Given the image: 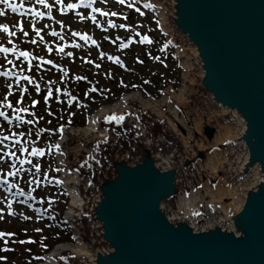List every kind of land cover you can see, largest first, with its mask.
<instances>
[{
  "label": "rangeland",
  "instance_id": "rangeland-1",
  "mask_svg": "<svg viewBox=\"0 0 264 264\" xmlns=\"http://www.w3.org/2000/svg\"><path fill=\"white\" fill-rule=\"evenodd\" d=\"M64 1L65 4H63L67 5V2L70 3L72 0ZM47 2H50L52 5L50 9L45 8L43 5L35 4L34 0H12L14 4L25 5V9H31V7H33L36 8V11L45 13V16L42 18L35 17L30 11L24 16H21L19 12L13 13L5 5H0V9L5 10V15L0 16V24H6L11 31L16 32V36L9 37L6 33L0 31V47L12 48L15 46L20 51L30 53L32 57H42L43 60H51L53 62L51 65L42 64L39 59H35L32 61V64L29 65L23 57L17 60L12 53H0V67L6 70L12 69L18 74L32 77L35 82L40 85V90L37 91L34 85H30L26 81H21V86L29 89L27 93H22L20 90L21 86L16 85L14 76L11 78L0 76V110L5 112L7 110V112L12 113V109L5 107V105L11 103L13 107H19L17 101H19L21 95H23V103L30 100H40L43 101L46 109L47 107L56 109L57 116L65 114L70 119H85L98 104H107L109 100L115 99L126 92L140 91L143 96L151 99H159L162 97L164 89L170 88L175 98V95L179 93L180 89L185 88V95L181 98H175L177 99L175 108L178 109L183 118L187 115L188 119L185 120V126L175 122L177 127L173 128L169 120L171 114L168 106H163L161 108V115H156L152 112H143L141 114V121L144 126L142 133L155 147V151L159 156L157 160L161 164H167L166 160L163 158L164 154H171L174 157L170 164H179L181 167L178 175V195L173 200L166 203V208L169 213L172 214H179L187 218L195 217L197 213L193 215H184L181 213L178 209V196L185 195L189 197L197 195L198 200L195 201V204L203 209L204 205L201 203L200 197L203 193L201 189L208 187L211 191H227V195L219 204L227 203L228 205L226 212H224L220 205L216 204V208L203 214L205 217L203 220H211L217 216H224V214L228 215L236 211L238 200L244 194L246 187L252 182V178L243 180L231 178L229 173L230 168L233 167L234 163L236 161L238 162L245 153L241 145L234 144L235 138L240 131V122L238 120H225L220 108L212 102L210 98L204 97L199 92L200 70L194 60L193 47L188 40L182 38L177 32L168 11H166L165 14L166 21H164L161 27L165 33V44L173 47V53H175V47H181L186 56V64L189 66L187 72V68L182 67L177 60L176 65L181 67V82L176 87L172 85L166 87L161 86L164 82L165 74L162 72L163 69L159 71L160 68L158 63L154 64L152 61L155 57H159L158 51L160 50L164 53L168 62H171L170 50L163 45V40L161 41L160 38L157 42L155 41L154 38L157 35L154 33L155 31L151 32L149 35L147 34V26H149L147 19L150 18V25L155 26L153 21L154 15L151 12H154V10L149 8L151 11H148V13L150 12L148 18L131 10L132 8L136 10L137 5L142 4V0H139L138 3H134L132 7H129L127 0L123 5L119 4L118 0H97L93 7L101 9V3L106 2H110L117 7V9L107 7L108 9L101 10L109 13H117L116 16L109 15L107 17L99 13H93L91 9H85L84 12H79L74 9L69 14H60L57 12L60 5L56 3V0H47ZM126 8L130 9V14L132 15L130 21L128 13L127 20L129 23L124 19L126 14L120 12V9L126 10ZM145 11L147 10L145 9ZM92 15H96L97 22L94 23L91 20ZM109 20L117 25L125 24L127 27H110L108 25ZM21 24H23L24 30L29 33L27 37L20 31ZM33 24L40 29V35L44 37L43 42L40 41L39 36H36L32 27ZM51 31L60 32L64 36V40L52 36L50 33ZM73 32L90 36L97 42L98 47L97 45L91 44L90 41L85 44L78 36H72ZM137 33L139 35H137ZM169 34L172 35V40H168ZM125 35H128V37L134 36L130 41L128 37L126 40L123 39ZM145 36H147L152 43H141L142 38ZM10 39L13 41L12 44L9 43ZM32 39H36L37 43L32 44L30 42ZM73 42L81 44L82 47H71ZM129 42H131V44ZM65 43L68 45L65 47V53L72 52L71 57L64 53H58L57 51V47L64 46ZM122 43L130 44V46L127 49L121 48L120 45ZM49 47L53 49L52 52H48ZM129 48H131V50ZM134 52L136 55H133L135 54ZM101 53L105 54L103 58H101ZM108 56L118 57L123 62V66L109 60ZM8 60H12L16 68L8 64ZM155 60L158 61L157 59ZM86 61H91L92 63H87ZM141 61L143 62L141 63ZM97 64L100 65L99 68L96 67ZM55 66L65 69L68 75L65 76L64 73L57 70ZM29 68H31V71L28 70ZM82 68L90 73H87L86 70H82ZM21 69L23 70L22 73L20 71ZM188 73L190 79L187 86H185L183 83L185 79L188 78ZM77 76L84 77L85 79L78 81L75 79ZM157 79H159V82ZM50 81H55V83L51 84L49 83ZM9 84L13 85L11 89L8 88ZM66 85H68L69 88H66ZM49 87L53 90V96L48 97L46 100ZM57 87L60 88V92H56ZM93 87L97 90L90 91ZM73 89L77 94H72V92H74ZM157 91H159L160 95L155 97L152 93ZM9 92H11L12 95L18 96L16 102L10 99ZM65 92L71 93L72 96L76 97L71 104H69L70 97L65 95ZM118 93H120V95ZM5 97H7V99H5ZM23 103L20 107H23ZM22 115L24 116V113ZM206 124L216 128L214 136L215 134L227 130L230 133V137L227 141H221L223 143L219 144L217 148L225 152H228L230 149L233 150L232 155L227 154V159L224 160L226 164L216 173L215 177L205 171L201 174H196L194 172L200 169V167H203L202 164H206L212 155V148L199 149L197 147L200 141H205L209 146H213L212 138H208L204 133ZM188 127L195 128L192 136H188L187 134ZM103 128L108 132L107 137H97L87 145H84V150H79L78 154H71L69 159L71 164H73V168L79 173L82 191L90 197L94 194V186L90 179L91 174L105 164V156L114 154L121 157L131 154L132 152V142L126 138L127 131L131 129V127H129L124 120L118 123L116 120L109 122L105 119ZM163 129H167L168 133ZM2 131L6 133H1ZM12 132H22L19 128V124H17V127H0V135H11ZM161 136L167 140V145L163 149H159L157 144ZM53 137H50V139H53ZM54 142L55 139L52 142L42 145L41 149L45 152V158L49 164V172L46 174L48 177L46 185L49 187V193L55 194V197L51 196V200L52 204H54L53 200L55 201L56 207V205L59 206L61 204L60 201L62 202L65 197L60 193H56L60 188L56 186L57 184L54 182V176L55 172H57V177L60 178L61 173L57 158L54 157ZM5 143L7 144L9 142L6 141ZM77 144V141L70 143L68 145L69 149L75 147ZM0 146L3 147V145ZM187 158H190L191 161L185 166L184 160ZM6 161L8 160H0L2 166L1 172L3 173V170H5V174L13 170L10 166H6ZM85 161H87V163H85ZM31 167L32 166L29 164L23 165L24 171H21L17 176L20 181L17 180L16 177H12L11 179H14V182L9 180V183L21 184V187H26V189H22L30 192L31 190L29 189L33 188L26 186L25 182L33 180V173L35 170L28 171ZM35 178H37V174ZM15 180L17 182H15ZM21 187L13 189V193L18 192ZM52 187L56 189H52ZM13 193L7 192L6 186L0 187V209H3V219H0V221L2 223H9L16 220L18 225L25 226L31 231L38 226H42L45 214L42 212L41 204L38 202L39 200L35 198L33 200H28L27 203H21V201H24L26 198L14 196ZM9 203L12 204L11 210L8 208ZM89 206L90 202L87 204L84 212H82V219L80 220L78 229L66 222L67 228L71 231L72 236L77 232L83 237L85 242H90L92 237V225L87 213ZM37 209L40 211L37 212ZM9 211L15 212L16 215H8ZM22 216H28L31 217V219L24 220L21 218ZM50 220L55 222L54 217H50ZM10 239L11 236L0 238V245H2V249H11L12 246L15 247L14 249L17 254L10 259L13 263L31 257L24 255V249L20 250L21 248L18 247L19 244H9L11 241ZM5 240H7V243L4 242ZM33 254H35V252H33ZM71 256L76 255L70 253L65 254L66 258ZM61 261V264H67L66 261Z\"/></svg>",
  "mask_w": 264,
  "mask_h": 264
},
{
  "label": "water",
  "instance_id": "water-1",
  "mask_svg": "<svg viewBox=\"0 0 264 264\" xmlns=\"http://www.w3.org/2000/svg\"><path fill=\"white\" fill-rule=\"evenodd\" d=\"M168 3L175 29L194 49L199 92L225 120L240 122L235 142L246 155L230 177L256 174L241 207L213 222L169 213L181 167L161 164L153 144L129 129L131 154L106 155L90 177L94 256L67 264H264V0ZM204 132L212 138L215 127Z\"/></svg>",
  "mask_w": 264,
  "mask_h": 264
},
{
  "label": "bare ground",
  "instance_id": "bare-ground-1",
  "mask_svg": "<svg viewBox=\"0 0 264 264\" xmlns=\"http://www.w3.org/2000/svg\"><path fill=\"white\" fill-rule=\"evenodd\" d=\"M164 19V18H163ZM164 22V21H163ZM186 59L184 60V65L187 68V72L189 70V66L186 64ZM187 77V76H186ZM189 73L188 78L185 79V82L183 85L187 86L189 83ZM185 88H181L179 93L175 95V98H181L185 95ZM174 98L173 92L170 90V88H166L163 91L162 97L159 99H151L149 97L143 96L139 91H131L124 93L120 98L117 100L108 103L103 104L99 106L97 109H95L89 118L87 119V122L85 125L82 126H61L63 128V132L61 133L59 131V136L56 138L54 142V150L55 155L59 164V168L61 171V177H62V183L64 188L67 190V192L71 195V203L68 207V212L66 213V218L73 220L75 216L78 218H81V210H82V197H81V190H80V177L79 173L73 168V164L70 162V156L71 154H78L79 150H84V145H87L91 141L95 140L97 137H107L108 132H106V129L103 128V122L104 120L111 116H123L124 122L131 127V130L138 131V133H142L143 129V123L141 121V114L143 112H152L156 115H161V108L163 106H168L169 111L171 114V117L169 120L171 121V125H173V128H176L175 122H178L182 126H185V120L188 119L187 115L185 118L180 115L179 111L176 106L177 99ZM133 127V128H132ZM178 129V128H177ZM168 133V130L163 129ZM195 128L188 127L187 128V134L188 136H192L193 131ZM150 133V132H149ZM143 135V133L141 134ZM144 136V135H143ZM142 136V137H143ZM230 137V133L226 130L220 132L219 134H215V136L212 138V144L213 146H209V144L205 141H200L197 144V147L199 149L204 148H212V155L209 158V161L206 164H202L203 167H200L197 171L194 172L196 174H201L203 171L206 173H210L212 176H216V173L222 169V167L226 164V161H224L227 156V154L232 155V149H230L228 152H225L223 150H219L217 147L219 144L223 143L221 141H227ZM77 141L78 144L69 149V144ZM167 140L161 136L160 139H158V147L159 149H163L166 147ZM59 144L60 148L57 150L55 148V145ZM235 145H240V142L236 141L234 142ZM208 145V146H207ZM245 153L238 160V162L234 163V166L230 168V176L235 177L234 171L237 164L241 163L245 158ZM156 156H158L156 152ZM173 157L171 154L167 155L164 154V159L166 160L167 164H164L165 166L170 165L171 161H173ZM212 160V161H211ZM238 164V165H239ZM256 172L255 169H252L247 176L243 178L238 179H249L254 178ZM230 179V178H229ZM201 191L203 192L201 197V203L204 205L203 209L199 208L200 206L195 204V201L198 200L197 195L192 196H185L181 195L179 198L178 203V209L181 211L184 215H197L195 217H190V219H198L199 217H203V214H206L208 211L216 208V204L218 205L223 198L227 195V191H211L210 188H202ZM243 200V195L238 200L237 209L241 207V203ZM201 204V205H202ZM220 207L226 212L227 203H221L219 204ZM202 207V206H201ZM206 210V211H205ZM225 216V214H224ZM222 216H217L215 218H212L209 221H215L218 218H221ZM189 218V217H188ZM76 224V223H75ZM76 239L74 242H64L56 247L52 248L48 253H46L43 257V259L38 262L37 264H61V260L66 259L65 254L70 253L72 255H77L76 257H79L81 254H92V249L88 247H85L82 244L81 238L76 234Z\"/></svg>",
  "mask_w": 264,
  "mask_h": 264
},
{
  "label": "snow or ice",
  "instance_id": "snow-or-ice-1",
  "mask_svg": "<svg viewBox=\"0 0 264 264\" xmlns=\"http://www.w3.org/2000/svg\"><path fill=\"white\" fill-rule=\"evenodd\" d=\"M129 7H132L134 3H138L139 0H127ZM35 4L38 5H43L45 8L50 9L52 7V5H50L47 0H34ZM57 4L62 3V0H56ZM96 3V0H79L78 4H68L67 5V9H77L80 8L81 6H83L84 8H89L92 10L93 13H99L102 16H116L117 13L116 12H106V11H101L100 8L98 7H93V5ZM118 3L123 5L126 3V0H118ZM0 5H5L8 9H10L13 13L19 12V14L21 16H24L27 12H31L32 14H34L35 17L37 18H42L45 13L40 12V11H36L35 8L32 9H25L23 4H14L12 3V0H0ZM145 8H154L153 4L150 3H145L144 4ZM136 12H140L139 8H136ZM141 15H143V13H140ZM5 15V10L4 9H0V16H4ZM125 19H127V17H125ZM91 20L95 23L97 22V17L96 15H92L91 16ZM108 25L110 27H119V28H125L127 27L125 24H115L113 23L111 20L108 21ZM36 36H39L40 41L43 42L44 37L40 35V29L37 28L35 26V24L32 25ZM0 31L6 33L9 37H14L16 36V32L15 31H11L9 29V27L6 24H0ZM20 31L22 32V34L27 37L29 35V33L27 31L24 30L23 24L20 25ZM51 35L54 37H59L60 40H64V36L57 31H52ZM137 35H139L137 33ZM72 36H78L81 40H83L85 42V44H87L89 41L91 42V44L93 45H97V42L95 40H93L90 36L88 35H81L78 32H73ZM32 44H36L37 40L36 39H32L30 41ZM9 43L12 44L13 41L10 39ZM141 43H152V41L147 37H143L141 40ZM67 43H65L64 46H58L57 47V51L58 53H64L65 55L71 57L72 56V52H67L65 53V47H67ZM71 47L74 48H80L82 47L81 44L79 43H75L73 42ZM98 47V45H97ZM121 48L127 49L129 47V45L127 43H122L120 45ZM53 49L51 47L48 48V52H52ZM0 53H4V54H8V53H12L13 55H15L16 59L19 60L21 57L24 58V60L27 61V63L29 65L32 64V61L35 59H39L40 62L42 64H49L51 65L53 62L51 60H43V58H37V57H32L30 53L25 52V51H20L18 50L17 47L13 46L12 48H8V47H0ZM101 58H103V56L105 55L104 53H101ZM109 60H112L114 63L116 64H120L121 66H123V62L118 58V57H112V56H108ZM155 59L159 60V57H155ZM8 64L12 65L13 68H16V65L13 63L12 60H8L7 61ZM87 63H92L91 61H86ZM142 63V61H141ZM57 67V70L61 71L64 73L65 76L68 75L67 71L63 68H60L59 66H55ZM97 68L100 67L99 64L96 65ZM29 71H31V68L28 69ZM22 73V69L20 70ZM0 76H4V77H15L16 80V85L17 86H21V81H26L28 84L30 85H34L36 90L39 91L40 90V85L38 83L35 82V80L32 77H29L27 75H22V74H18L17 72H14L12 69H8L5 71H0ZM76 80H82L85 79L84 77L81 76H77L75 77ZM49 83L54 84L55 81H50ZM13 87L12 84L8 85V88L11 89ZM20 90L22 93H27L29 91V89L27 87H20ZM97 89L95 87H93L92 89H90V91H96ZM56 92H60V88H56ZM12 93L9 92V95H11ZM65 95L70 97L69 100V104H71V102L73 100L76 99L75 96H72L71 93L65 92ZM53 96V90L51 87L48 88L47 91V97H52ZM5 99H7V97H5ZM23 103V95H21V98L19 101H17V104H22ZM38 103V101H33L32 104L33 106H35ZM5 107L7 108H11L12 112L14 113V115L12 116V118H9V115L7 112L0 110V117H2L5 121L8 122L9 125H11L13 123V121H16L19 125H34V123H38V120H33V119H25L24 116L22 115L23 113H29V109L26 107H13V105L11 103H7L5 105ZM30 115L34 116V113H29ZM109 122H111L112 120H116L118 123L122 122L124 117L123 116H110L106 118ZM46 131L45 129H41L40 132ZM59 131L62 133L63 132V128L59 129ZM26 135V133L20 132H12L11 135H0V145H3L2 148H0V160H11V169H13L12 171L7 172L6 174H4L2 177H0V187H4L6 186V191L9 193H13V189H17L19 188V185L14 184V183H9L7 177H17L19 175V173L21 171H24L23 165L25 164H29L32 167L30 169H28V171H32L33 169L35 170L33 173V180L32 181H28L26 183H30V184H34L37 187L40 185L41 181L39 179H36V173L40 172V165L38 163L33 164V161L31 159H21L19 155H17V153H26L27 156L29 157H42L45 155V152L37 147H32L31 151H29V148L27 146L28 143H34V141H25L23 138ZM28 135H30V133H28ZM37 135H39V133H37ZM6 141H8L9 143H5ZM51 147V146H50ZM55 148L57 150H59L60 145L56 144ZM5 149H7V151H5ZM94 159V157H93ZM85 163H87V161H85ZM20 165V167H17V165ZM83 166V165H82ZM33 191H35V188L32 189ZM14 196H25L26 199L24 201H21V203H27L28 200H33L35 199V197L31 196L29 193H26L22 188L19 189L18 192L13 193ZM8 208L11 210L12 208V204L9 203L8 204ZM37 212H39L40 210L37 209ZM8 215L10 216H14L16 215L15 212L13 211H9ZM24 220H29L31 219V217L28 216H22L21 217ZM0 219H3V209H0ZM37 231H39V229H37ZM15 235L14 233H4V232H0V238H3L5 236H13ZM5 243H7V240L4 241ZM32 241H20L21 244L24 243H30ZM11 249H3V251H10ZM6 259V257H0V260Z\"/></svg>",
  "mask_w": 264,
  "mask_h": 264
},
{
  "label": "trees",
  "instance_id": "trees-1",
  "mask_svg": "<svg viewBox=\"0 0 264 264\" xmlns=\"http://www.w3.org/2000/svg\"><path fill=\"white\" fill-rule=\"evenodd\" d=\"M104 7H110V8L113 7L117 9V7H115V5L112 3L104 4ZM120 12H124L126 14L125 17H128V13H129V19L131 21L132 15L130 14V9L128 8H126V10L120 9ZM126 22H128L127 19ZM147 23H149L148 26L149 33L155 31L154 33L158 34L154 38L155 41L157 42L160 38L159 30L157 29L156 26L150 25V20L148 19H147ZM159 57L160 59L158 61H155L153 59L152 60L153 63L155 64L158 63L160 68L159 71H162L163 69L162 72L165 74V79L162 85H166V84L178 85L180 81V74H179V69L175 67V60L170 59L171 62H168V60L163 59L162 54H160ZM157 80L159 82V79ZM157 94L158 93L156 92L155 95ZM26 108L29 109V113H34V111L37 113V114L34 113L35 114L34 116L30 115L29 113L24 114L25 119L38 120V123H35L39 125L38 128L32 127L30 125L25 126L23 128L24 130L27 131L26 136L34 141L33 145H37V144L43 145L44 138L46 136L53 137L56 134V130H55L56 126L61 123H72L76 125L84 123L83 119H67V118H62V116L61 117L57 116L56 109L48 108L45 111L40 105H37L34 106V110H33L29 103L26 105ZM47 111L50 113H48ZM41 129H45L46 131L40 132ZM28 133H30V135H28ZM37 133H39V135H37ZM26 158L31 159L33 161V164L38 163L40 165V172L36 173L37 174L36 179H39L41 181L40 185L38 187L34 184H29V185L30 187L35 188L37 198H40L41 200L46 199V201L43 203V206L45 207L48 215H51L57 219L58 224L57 225L45 224L44 226L36 228L32 231H28L26 227L18 225L16 220H13L12 222L7 223L6 225L0 223V232L6 231L9 233H14L15 235L11 236L14 239L12 242L14 243L17 240H19L18 247L21 248L20 250L24 249L25 256H31L26 258V260L13 263L10 259L14 257L17 254V252L14 249H12L8 253H5L0 246V257L3 256L6 257V259L0 260V264H34L39 259V256L38 255L34 256L33 252L40 255L43 252L49 250V248L52 245H54L56 242L61 240H67L71 237L70 232L63 226L59 211L57 210L58 208H63L64 205H60L59 207L55 208L51 203L47 202V197L54 196L55 194L49 193V187H47L46 185V183L48 182V177L46 176V174H48L49 172V164L47 159L45 158V155L42 157H38V159L37 157H29V156H26L25 159ZM34 160H38V161H34ZM17 167H20V165L18 164ZM52 189H56V188L52 187ZM56 193H60L61 195H63L61 190L56 191ZM61 204H63V202ZM37 229H39V231H37ZM20 241H32V242L21 244Z\"/></svg>",
  "mask_w": 264,
  "mask_h": 264
}]
</instances>
